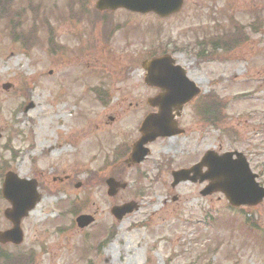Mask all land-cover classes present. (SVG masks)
<instances>
[{
	"label": "rangeland",
	"instance_id": "1",
	"mask_svg": "<svg viewBox=\"0 0 264 264\" xmlns=\"http://www.w3.org/2000/svg\"><path fill=\"white\" fill-rule=\"evenodd\" d=\"M94 1L0 0V184L12 170L40 197L21 220L22 243L0 245L7 264H264V198L233 207L220 192L201 195L206 181L170 185L171 170L205 151L237 150L264 186V0H184L166 17L98 12ZM236 29L242 41L229 46ZM225 32L230 49L211 50ZM90 34L88 60L77 40ZM162 51L200 95L183 106V133L157 138L127 166L153 94L137 59ZM130 202L120 219L110 213ZM8 205L0 195V230ZM78 214L94 221L78 228Z\"/></svg>",
	"mask_w": 264,
	"mask_h": 264
},
{
	"label": "water",
	"instance_id": "2",
	"mask_svg": "<svg viewBox=\"0 0 264 264\" xmlns=\"http://www.w3.org/2000/svg\"><path fill=\"white\" fill-rule=\"evenodd\" d=\"M183 0H96L95 7L99 10H114L122 7L131 11L145 13L152 11L159 16H167L177 12ZM167 54L144 60L141 66L146 71L145 82L160 88L161 93L147 99L152 107H157L158 113L147 115L142 121L139 139L132 145V153L128 164L139 163L148 153L144 146L159 136H172L181 132L175 128L172 121V109H180L191 97L199 92L198 87L189 80L179 65ZM9 87L6 83L3 88ZM202 167L206 170L202 172ZM172 186L180 181L190 180L209 183L200 194L207 195L213 191H220L233 206L258 204L264 197V188L255 180L256 174L249 169L245 157L237 151L217 154L206 151L200 161L187 169L171 172ZM108 192H113L116 182L109 178L106 180ZM2 196L10 203L4 209L3 215L11 222V227L0 231V243L12 242L19 244L22 241L20 220L34 206L38 200L36 183L33 180L21 179L13 172L4 176L1 188ZM135 205L126 203L113 206L112 215L120 219L125 213L132 211ZM93 221L91 215L81 214L76 217L78 227L87 226Z\"/></svg>",
	"mask_w": 264,
	"mask_h": 264
},
{
	"label": "trees",
	"instance_id": "3",
	"mask_svg": "<svg viewBox=\"0 0 264 264\" xmlns=\"http://www.w3.org/2000/svg\"><path fill=\"white\" fill-rule=\"evenodd\" d=\"M239 31L240 30L238 29L236 32V35L234 33H228L229 46L234 47V46H237L241 43L242 39L238 38ZM226 34H227L226 32H225V34L222 33V35H221L222 39L225 38ZM221 36L218 39L215 38L214 40H211V43H209V47L211 50H216L217 48H219V49H222V50L224 49V50L228 51L230 49L227 42L219 40L221 38ZM234 36H236V37H234ZM203 46L204 45H200L199 50H198L199 54L201 53V51H203V48H202ZM10 260H12V258L8 257L6 254L5 255L2 254V256H0V262H2L3 264H7Z\"/></svg>",
	"mask_w": 264,
	"mask_h": 264
},
{
	"label": "flooded vegetation",
	"instance_id": "4",
	"mask_svg": "<svg viewBox=\"0 0 264 264\" xmlns=\"http://www.w3.org/2000/svg\"><path fill=\"white\" fill-rule=\"evenodd\" d=\"M79 42V49L78 51L79 52H83L84 53V57L87 58L88 57V60H90L89 57H91V54L93 53L92 52V47H93V37L91 36V34L89 36H83V38L81 40H77ZM99 49L100 46L98 45L97 46ZM96 50V49H95ZM60 51L58 50V58L60 53ZM137 62H138V59H137ZM129 65H126L125 68H126V71H125V75H127L129 72H128V68H130V66H132L134 64V62H129L128 63ZM153 90V94H156L158 92V89L157 88H152ZM181 116V115H180ZM179 116V117H180ZM179 123V122H178Z\"/></svg>",
	"mask_w": 264,
	"mask_h": 264
},
{
	"label": "bare ground",
	"instance_id": "5",
	"mask_svg": "<svg viewBox=\"0 0 264 264\" xmlns=\"http://www.w3.org/2000/svg\"><path fill=\"white\" fill-rule=\"evenodd\" d=\"M60 149H63V146H61V148H60ZM167 149H169V147H168ZM33 210H34V209H33ZM33 210H32V211H33Z\"/></svg>",
	"mask_w": 264,
	"mask_h": 264
}]
</instances>
